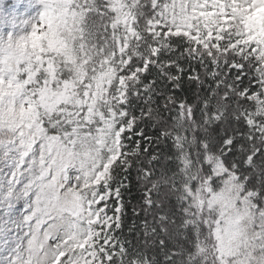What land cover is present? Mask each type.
<instances>
[{"label":"snow or ice","instance_id":"snow-or-ice-1","mask_svg":"<svg viewBox=\"0 0 264 264\" xmlns=\"http://www.w3.org/2000/svg\"><path fill=\"white\" fill-rule=\"evenodd\" d=\"M0 264H264V0H0Z\"/></svg>","mask_w":264,"mask_h":264},{"label":"trees","instance_id":"trees-1","mask_svg":"<svg viewBox=\"0 0 264 264\" xmlns=\"http://www.w3.org/2000/svg\"><path fill=\"white\" fill-rule=\"evenodd\" d=\"M181 98L184 95L191 96L192 92L188 91L186 88L185 93H181ZM149 134H152V129L149 128ZM129 185L128 190L124 193V201L127 204V216L125 219V228L124 233L127 234L129 229L133 227V225H140V220H137L132 212L133 206L137 205L140 202V197L142 195V185L138 182V177L136 175L135 169H133L131 175L128 177V180L125 181ZM143 218V213H141V219Z\"/></svg>","mask_w":264,"mask_h":264}]
</instances>
